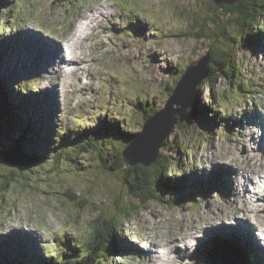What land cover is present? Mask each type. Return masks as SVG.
I'll return each instance as SVG.
<instances>
[{"label":"rangeland","instance_id":"rangeland-1","mask_svg":"<svg viewBox=\"0 0 264 264\" xmlns=\"http://www.w3.org/2000/svg\"><path fill=\"white\" fill-rule=\"evenodd\" d=\"M12 4H14L13 11L9 12L8 6ZM92 5L96 7H91ZM100 5L101 0H8L0 5V28L5 18H9L10 23L16 25L19 32L21 31L20 34L24 37L26 44V46L17 47L16 43L10 41L14 34L13 30L8 28L2 30L1 34L0 29V40L5 41L1 46L3 51H0L4 54L3 63L0 65V80L2 78L4 83L14 85L19 78L21 79L19 85L26 82L32 85L33 91L42 93L50 91L52 93L50 112L55 119L56 129L59 125L60 114L61 129L74 128L75 131L80 129L79 134L82 135L83 132L84 134L94 132L100 138L104 136L108 138V133L104 131V124L106 126L111 124L110 120L104 122L108 114L109 117H118L115 119L121 120V123H124L130 131L141 130L143 125L141 117L135 113L139 98L148 104H155L159 109L160 104L166 107L170 98V89L166 85L172 87L173 84H177L184 68L194 65L207 54L211 47L229 51L236 50L234 62L239 65L238 59L243 61L241 66L245 74L243 80H250L253 85L256 83V86H253V94L247 91L239 92L235 85L231 86L224 80H220L211 88L216 96H219L222 91L226 95L223 101L217 98L212 103L217 108L237 103L243 99L245 103L243 118H229V124H227L223 117L220 121L216 119L213 123L210 122L206 127L187 118L185 122L189 124L190 130L175 128L165 144L166 148L172 147L177 151L176 155L185 160V164L191 161L190 166H195L197 153L203 141L196 134L191 137V130L198 128L212 133L210 143L203 144H218L220 155L228 157L233 154L230 147L233 130L257 122L261 125L264 115H261L257 109V100L261 107H264V55L260 54L264 51V34L261 36L251 33L245 45L241 43L234 45L229 37L239 38V31L237 32V27L235 28V16L227 15L224 9H215L211 0H114L112 8H103ZM102 11L108 15L100 14ZM92 12L98 16L97 19L93 15L89 16ZM8 13H10L9 17ZM215 15L223 16L222 22L227 26L226 32L220 33L216 27L212 26L211 20L215 18ZM88 16L92 24H96L101 17V22L94 30H88L90 38L84 50L88 63L84 64L83 72L70 73L63 77V81H60L56 69L52 68L56 63L54 59L56 52L63 50L57 43H68L76 31L75 27L82 21H86ZM130 16L136 18L135 22L129 20ZM82 17L83 20H81ZM142 17L152 22V31L148 36L145 34L150 26L141 20ZM116 19H119L125 26L121 27L114 23ZM78 20L81 22L77 25ZM202 29L206 31V35L211 40L195 36ZM217 33L219 35H216ZM257 38L258 43L256 44ZM65 48L68 58L71 54L66 46ZM161 48L164 49L163 63L167 64V67L161 66L160 63L161 54L157 50ZM169 57L174 59H169ZM61 59L62 56L60 61ZM63 66L65 70L69 67L67 64ZM50 68L52 69L49 71ZM45 73L47 75L43 76ZM205 88L207 87L204 86L202 91ZM207 91L210 95V88H207ZM149 93L152 97H148ZM248 99L253 100L251 111L247 110ZM196 103L203 106L201 95L196 99ZM39 105L42 103L40 102ZM53 109L54 112H52ZM231 121H234V127ZM221 123L224 125L225 134L223 135L218 134ZM113 126L119 127L120 122ZM183 139L186 145L194 146L193 149L196 148L194 152H190L191 157H187L188 152L180 151L179 144ZM113 140L105 145V148L110 147L112 152L116 151V148L123 149L128 141L120 143L115 138ZM243 155L244 151L241 150V156L235 157L234 163L250 168V165H253L252 161L241 159ZM55 159L47 157V163L44 162V165L37 167L33 172L24 171L22 176L19 172L17 180L9 183L6 195H0V227H3L5 220L19 219L23 212L25 221L33 225L35 231L42 233L46 250L49 253L45 259L40 248V237L35 232L22 229L13 230L8 236L0 237V241L11 243V238L18 236L16 240L13 238V245L18 251L17 258L22 256L30 262H35L37 259L44 263L49 262L54 252L61 250L59 245H63L61 243L64 238L71 241V248L73 247V251L78 253L83 243L82 239L87 235V222L94 221L98 216L96 206L104 209L107 214L112 213L115 198L119 194L126 196L123 198L124 203L139 205V201L126 186L121 173L103 171L100 156L83 155L78 159L80 161L78 163L68 160L55 162ZM195 160L196 163H194ZM216 171L218 175L214 173ZM10 172L9 166L1 165L0 182L5 180L4 175L10 176ZM232 175H234L232 165L214 164L211 172L194 170L189 175V181L186 180L185 200H194L197 195H203L204 192V196L210 195L214 190H219L225 196L233 194L235 190L232 185ZM178 178L179 180L170 177V180L172 183L181 184L185 176ZM201 191L204 192L201 194ZM75 193L78 198L73 201L69 194L74 195ZM175 197L180 198L181 203L185 202L182 192L175 193ZM84 199L88 202L87 206L79 205L78 202L81 203ZM167 201L157 202V204L161 208L165 206L171 208ZM196 208L197 206L193 204L189 211L192 212ZM144 209L140 208L138 214L131 215V218L136 217L138 229L140 221L145 224L150 223L156 215L155 212H145L141 216L140 213ZM259 213H264V209ZM255 223L264 225L260 217H255ZM69 226L76 231L77 238L82 242L79 247H75L72 239L68 237ZM220 226L205 229L207 232L204 239L214 237ZM128 227L131 230L132 225ZM242 232L244 235L243 230ZM118 238L123 247L122 253L114 255L110 264H143V258L151 255L150 252L140 249L127 238H121L119 234ZM202 240L198 241V245L202 243ZM250 245L253 246V244ZM6 247L11 253L12 247L10 245ZM250 248L246 246V249L250 250ZM9 255L6 256L8 259ZM191 258L197 260L198 264H212L213 262L210 253L202 252L201 249H196ZM14 261L17 260L14 259ZM60 262V260L57 261L58 264Z\"/></svg>","mask_w":264,"mask_h":264},{"label":"trees","instance_id":"trees-1","mask_svg":"<svg viewBox=\"0 0 264 264\" xmlns=\"http://www.w3.org/2000/svg\"><path fill=\"white\" fill-rule=\"evenodd\" d=\"M6 2H8V0H0V5ZM211 3L215 9H224L227 15L231 14L235 16V28L237 27L236 30L237 32L239 31V38L236 39L234 36L229 37L234 45L240 43L245 45L251 33L261 35L264 32V0H239L233 4H217L214 0H211ZM8 7L10 8L8 11L12 12L14 4ZM9 15L10 13H8V17ZM222 18L223 16L215 15V18L211 20L212 26L216 27L220 33L226 32L227 30V26L222 22ZM259 22H261V27H259ZM197 23L198 22H196V24ZM16 24L18 23L16 22ZM230 26L232 27L233 25L231 24ZM8 28L15 32L12 34L10 41L21 44L19 40H21L22 37L18 33V27L12 25L9 18H5V22L0 28L1 34ZM216 35L219 34L217 33ZM195 36L200 39L208 38L211 40V38L206 35L204 29H202L200 33L195 34ZM257 40L258 38L255 40L256 44L258 43ZM3 42L5 43L4 40H0V51H3V49H1ZM9 42H7V44L10 45ZM8 49L11 50L10 48ZM235 52L236 50L229 51L216 47H211L207 52L210 54V62L207 67L208 71L205 78L196 86V95L188 111V118L200 123L203 127L209 125L210 122L213 123L216 119L218 121L223 119L218 112L215 113L214 116L209 117L208 113L212 111L210 108L211 106L204 104L200 106L196 103V99L199 95H202L204 86L210 88L209 98L211 103L217 100V98L223 101L226 97L224 91H222L219 96H216L215 93L211 91V88L220 80L226 81L231 86L235 85L239 92L247 91L253 94V86L256 84L253 85L250 80H243L245 76L241 67L243 61L239 58V65H236L234 62ZM5 53H7V51H5ZM3 59L4 54L2 53L0 56V65H2ZM188 67L186 66L184 68L181 77L187 71ZM17 82L19 83V79H17ZM17 82L13 85L4 83L2 78L0 80V166L6 165L11 169L10 176L4 175L3 178H5V180H1L0 182V195H6L10 185L9 183L17 180L19 172L21 176L24 174V171L33 172L37 167L44 165L46 157L56 158L55 162L59 160H68L78 163L80 162L78 159L81 156L95 154L102 159V169L104 168V172L107 170L109 173L116 172L124 176L126 186L130 193L139 201V205H132L128 202L124 203L123 198L126 196L124 197L119 194L114 201L115 207L113 205V211L109 214H107L104 209H100L96 206L95 209L98 216L94 221L87 222V235L82 239L83 243L78 253L73 251V247L71 248L70 241L68 240L65 243V247L63 246L60 251L57 250L54 252L55 254L52 260L45 264H58L57 261L59 260L61 261L60 264H110L109 260L113 259L114 255L120 252V241L117 231H119L121 227H124L123 220L121 219L122 217L128 219L131 218V215L134 216L138 214L140 208H145L147 206L148 201L161 202L167 201L168 199L167 202L170 204L171 208H175L177 204L181 203L182 200L180 198L174 200L168 194L175 197V193L182 192L183 199L185 200L186 175L184 182H181L182 185L174 182L172 183L170 177L165 176L168 171L175 173L177 169L182 168L185 164V160L179 158L178 155H176L177 151L172 147L166 148L165 144L175 128L185 131L190 130V126L187 122L179 121L176 124L171 134L165 139L164 146L158 157L150 166L139 164L127 167L123 157V150L134 140V134L141 130L138 129L137 132L130 131L124 123H121V120L120 126L114 127L113 125L119 122L114 118L111 119V124H107V126L104 125V131L108 133V138H106V136L100 138L99 135L94 132L83 133V135L76 137L66 136V133H64L57 138L56 134L54 135L53 133L54 131L51 128L50 122L47 124V127L40 128L35 125V121L38 122L37 116L34 117L31 115V117L27 119L26 116L29 114V111L33 109L41 110L44 105L36 106V100L39 104L40 98L39 93L33 91L32 85L29 87L26 83L24 85H19ZM176 86L177 84H173L172 87L166 85V87L170 89V95ZM148 97H152V94L149 93ZM46 101L47 95L44 96L45 104ZM45 109L47 110V106ZM135 110L137 116L141 117L143 128L145 122L160 109L155 106V104H148L146 101H141V98H139V105L135 107ZM224 119L228 123L229 118ZM191 131V137L193 134H196L203 143H210L212 139L210 135L212 133L198 128ZM218 134L223 135L224 133L218 131ZM113 138L120 143L126 142V140L128 141L123 149L116 148V151L112 152V149L108 146L105 148V145L114 141ZM45 140L50 143V147L44 143ZM179 145L181 152L189 153L187 157H191L190 152L196 150V148L193 149L194 146L186 145L185 139H183ZM87 172L93 173L92 171ZM175 179L179 180L178 177H175ZM69 197L73 201L78 198L76 193L74 195L69 194ZM186 201L187 200H185V202ZM78 204L87 206L88 202L84 199L83 202H78ZM0 264L3 263L0 261Z\"/></svg>","mask_w":264,"mask_h":264},{"label":"clouds","instance_id":"clouds-1","mask_svg":"<svg viewBox=\"0 0 264 264\" xmlns=\"http://www.w3.org/2000/svg\"><path fill=\"white\" fill-rule=\"evenodd\" d=\"M100 6L112 8L114 0H101ZM91 7L96 6L92 5ZM94 14L89 13V16ZM105 15H108V13H105ZM83 19L82 17L81 20ZM141 20L150 26L149 31L145 34L148 36L152 31V22L143 17ZM80 22V20L76 21L77 25ZM114 23L121 27L125 26V24H121L119 19L114 20ZM93 27H96V25L93 24ZM105 42L107 43V40ZM157 51L161 54V66L167 67V64L163 63L162 53L164 49L161 48ZM260 54L264 55V51H261ZM169 59L174 58L169 57ZM45 75L47 73L43 76ZM201 100L205 105L211 106L212 111L208 113L209 117L214 116L218 112L224 118H243L245 111L243 99L237 103L217 108L212 105L207 88H205L201 95ZM252 103V99L247 100L248 111L252 110ZM164 107V104H160L161 110ZM176 107L181 108V105L174 104L173 108ZM257 109L261 115H264V107H261L259 100H257ZM219 129H224L222 123L219 125ZM57 133H63L60 128V114ZM261 138H264V127L259 122L246 124L243 128L233 130L231 134L232 144L230 147L233 150L232 155L228 157L221 156L218 150L219 146L216 143L202 144L199 153H197L195 166H190L191 161H189L188 164L177 169L175 173L168 171L165 175L166 177H182L186 173H192L194 170L211 172L214 164L232 165L234 175H232L231 179L235 190L233 194L225 196L219 190H214L210 195H197L194 200L177 204L174 209L167 206L161 208L156 201H148L147 206L141 211L140 215L143 216L145 212H155L156 215L150 223L145 224L140 221L139 229L137 228L136 217L131 219L121 218L124 228L117 231L119 236L127 238L140 249L151 253V255L143 258V264H198V261L191 257L196 252L198 241L205 238L204 230L222 224L236 227L238 220L245 221L252 227L259 246L264 248V225L254 222L255 213L251 211L253 204L264 205V156L259 150L258 143ZM241 150L244 151L241 159L251 160L254 167L249 168L234 163L235 157L241 156ZM168 195L176 200V197L171 194ZM193 204L197 208L190 212L189 208ZM226 209H230V211H226ZM190 216L191 219H189ZM130 224L132 225L131 230L128 227ZM21 229L27 232H35L40 237V248L42 249L43 257L47 259L49 253L46 250L42 233L35 231L34 226L29 225L25 221L23 212H21L19 219H8L3 222V227H0V237L8 236L13 230ZM68 237L72 239L75 247H79L82 243L71 226L68 227Z\"/></svg>","mask_w":264,"mask_h":264},{"label":"water","instance_id":"water-1","mask_svg":"<svg viewBox=\"0 0 264 264\" xmlns=\"http://www.w3.org/2000/svg\"><path fill=\"white\" fill-rule=\"evenodd\" d=\"M215 3L233 4L239 0H214ZM210 62V54L202 56L194 65L187 68L183 77L177 82L167 105L158 110L144 124L143 130L134 134V140L123 150L125 165L150 166L161 152L165 139L171 134L176 124L185 122L192 105L196 86L205 78ZM174 104L180 107L173 108ZM209 249L202 252L210 253V258L216 264H238L237 251L226 239L211 241Z\"/></svg>","mask_w":264,"mask_h":264},{"label":"bare ground","instance_id":"bare-ground-1","mask_svg":"<svg viewBox=\"0 0 264 264\" xmlns=\"http://www.w3.org/2000/svg\"><path fill=\"white\" fill-rule=\"evenodd\" d=\"M100 14L105 15V12L102 11ZM93 17L95 19H97L98 16H96L94 14ZM87 21H91V22H86L85 25L82 26L81 29L78 30L77 33L74 32L75 34L72 37L70 36L71 39H69L70 41L67 44H65V43L62 44L61 42H58V43L55 42V43H57L63 49V50H61V52H56V57L54 58V59H56V63H57L58 60L60 61V58L62 56L61 61L58 62L57 64L55 63V65H56L55 67H53L54 65L52 66L54 68V70L56 69V74L58 75V78L60 79V81H63V77H66L70 73H78L79 74V72H83V70H84V64L85 63H88L87 60H86V58H85V55H84L85 44H86L87 40L90 38V34H89V31L88 30H94L95 27H93L92 20H90V17L89 16L87 17ZM99 22H101V17H99V21L97 23L95 22L96 23L95 25L97 26L99 24ZM61 35H63V34H61ZM57 36H59V34ZM64 36H65V33H64ZM65 46L67 47V51L71 54V56L68 57V58H67V52H66ZM64 64H67L69 66L67 68V70H65V68L63 66ZM64 86H65V84H64ZM263 123H264V119H263ZM262 127H264V125ZM258 143H259V149L262 146L264 147L263 140H260ZM253 159H255V158L253 157ZM260 210H261L260 206H252L251 207V211L252 212L260 211ZM263 221H264V219H263ZM260 222L262 223V221H260ZM244 226H246V228H249V231L247 230L248 231L247 232L248 233V238L249 239L250 238L251 239H256L255 236H254V230L252 229V227H249V226H247L245 224H244ZM260 249L263 250L264 248H261L260 247ZM263 254L261 256L262 259H264V255ZM261 258H257L256 257L255 259L259 263H261L262 262ZM212 264H216V263L215 262H212Z\"/></svg>","mask_w":264,"mask_h":264}]
</instances>
